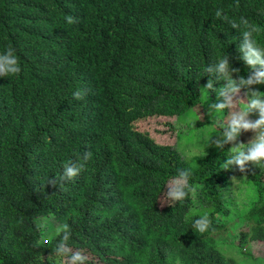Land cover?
Segmentation results:
<instances>
[{
    "label": "trees",
    "instance_id": "1",
    "mask_svg": "<svg viewBox=\"0 0 264 264\" xmlns=\"http://www.w3.org/2000/svg\"><path fill=\"white\" fill-rule=\"evenodd\" d=\"M217 10L246 18L264 49V0H0V54L13 49L21 68L0 77V264H62L64 225L85 264H264L252 251L264 243V166L225 170L231 145L188 158L136 128L151 117L197 118L201 88L226 83L206 72L220 58L240 70L234 79L248 78L243 27ZM252 88L264 95V84ZM206 112L202 127L228 122L229 109ZM66 164L83 168L60 182ZM180 169L191 190L162 205ZM202 215L210 227L200 234ZM233 229L242 259L224 249Z\"/></svg>",
    "mask_w": 264,
    "mask_h": 264
},
{
    "label": "clouds",
    "instance_id": "2",
    "mask_svg": "<svg viewBox=\"0 0 264 264\" xmlns=\"http://www.w3.org/2000/svg\"><path fill=\"white\" fill-rule=\"evenodd\" d=\"M217 19H223L230 23L232 28L240 30L243 36V43L239 46L240 56L238 59L242 60L245 66L251 71H248V78L245 79L241 76L239 79L233 78V73H238V68H231L229 64V57H223L217 60V62L206 69V72L210 76L215 74V78L222 79L226 83L218 89H214L212 79L210 78L207 84L201 89L215 90L217 92L218 103L211 105V109H215L216 112H221L224 109H229L228 122L223 127L222 132L217 134L219 137L215 140V147L220 151L225 148L226 145H231L229 148L230 155L223 164L225 170L238 168L241 173H246L249 170V165L252 166H264V95L262 92L253 90L252 86L257 84H264V49L256 46L253 39V33L257 29L249 23L246 18L241 17L239 22L235 20H229V18L223 15L222 10H217ZM68 23H72V18H68ZM18 60L13 54V49L8 48L6 52L0 54V77H8L9 75H15L20 73ZM248 89L247 100L238 99L241 90ZM76 98L80 99L79 93L76 94ZM241 101L243 106H238L237 101ZM253 113H258L257 119H251ZM253 132L254 137L248 142L244 143L239 140L242 132ZM213 142V140H212ZM211 142V143H212ZM91 158V153H87L84 157L85 161ZM83 164L80 166H74L72 164H66L64 167L63 176L58 178L60 182L64 180H71L75 178ZM190 171L188 169H180L176 176L172 177L168 183L167 191L164 193L161 199L162 205L167 204L169 206L174 202L184 200L191 190ZM237 182V177L231 178V184ZM49 185L55 187L57 178L48 181ZM43 225H38L42 227ZM194 229L200 234L206 233L210 227V220L207 215H202L195 219L193 223ZM58 234L62 233L60 243L55 248L57 256H67L66 262L62 264H85L87 259L81 252H72L67 246L70 232L67 225L59 228ZM43 244H48L49 241L44 239ZM41 241H37L40 244ZM69 253H71L69 255Z\"/></svg>",
    "mask_w": 264,
    "mask_h": 264
},
{
    "label": "rangeland",
    "instance_id": "3",
    "mask_svg": "<svg viewBox=\"0 0 264 264\" xmlns=\"http://www.w3.org/2000/svg\"><path fill=\"white\" fill-rule=\"evenodd\" d=\"M207 91L206 89H202V101L199 106H197L194 111L197 114V118H192L191 116H182L180 120H177L175 117H151L146 120H142L136 123V128L138 130L149 132L150 135L157 142L177 145L178 149L182 151L186 157H193L199 154L204 153L210 147L213 150H217L215 147V140L218 139L216 135L222 132L223 127L226 126L227 123L222 122L220 125V120L215 119L212 123L202 127L201 123L206 121V114L204 107H211L213 104H209L207 100ZM238 99H244V102L247 100V95L245 92H241ZM238 106H243L241 101H237ZM205 111V112H204ZM209 113L208 116L211 115V110L207 111ZM258 115V113H255ZM251 119H257L252 118ZM197 119V120H196ZM200 124L197 125V123ZM190 124V127L187 126ZM193 128V129H191ZM183 129V133L185 132L186 136L179 137V130ZM254 137L253 132H242V139L244 143H248ZM211 145H206L207 141H212ZM242 184L241 181L237 179V182L233 184V186H238ZM40 221L37 223L40 224ZM236 230H232L228 235L223 237V240L227 242V245L224 247L230 254L235 256L238 259L240 258L236 253H238L239 248L234 247V244L238 246ZM252 251L256 256L264 254V243H257L255 246H252ZM66 262V259L63 260Z\"/></svg>",
    "mask_w": 264,
    "mask_h": 264
}]
</instances>
